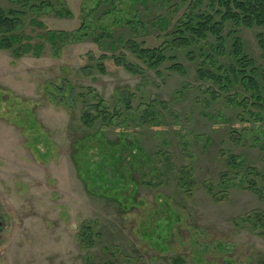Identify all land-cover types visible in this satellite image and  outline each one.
<instances>
[{"label": "rangeland", "instance_id": "obj_1", "mask_svg": "<svg viewBox=\"0 0 264 264\" xmlns=\"http://www.w3.org/2000/svg\"><path fill=\"white\" fill-rule=\"evenodd\" d=\"M218 5L0 0L19 11L22 42L43 45L0 48V264H264V115L240 86L200 77L202 49L174 34L189 11L216 17ZM233 26L219 63L236 29L262 66L263 29ZM131 40L165 59L149 65ZM99 106L110 124L86 126L83 111ZM107 153L121 159L105 166L119 180L88 191L81 175Z\"/></svg>", "mask_w": 264, "mask_h": 264}, {"label": "trees", "instance_id": "obj_2", "mask_svg": "<svg viewBox=\"0 0 264 264\" xmlns=\"http://www.w3.org/2000/svg\"><path fill=\"white\" fill-rule=\"evenodd\" d=\"M15 4L26 8H34L40 11L45 7L52 8L53 0H11ZM212 5H218L215 17L210 12L189 11L181 19L182 22L174 32L176 39L186 42L189 45L199 46L200 54L203 61L198 66L197 72L203 79L210 80L218 88L223 89L226 93L233 85H238L249 94L248 100L256 106L257 114L264 115V54L263 65L257 66L255 61L245 52L244 44L238 35L236 29L232 32L231 52L229 53V61L227 63H219L217 54L227 55V37L224 35V24L229 22L233 27H253L258 25L263 31L259 34V44L264 51V0H211ZM19 11L14 9L6 10L0 6V48L10 50L14 57L21 54L33 53L39 55L43 49V45L31 43H23L21 38L16 35V29L20 23ZM50 34V35H49ZM49 40L56 42L57 36L48 33ZM209 36L213 37L214 45L211 53H206L200 43L209 42ZM110 38L111 35L102 33L99 39ZM187 39H190L187 41ZM133 51L149 65L157 64L165 59V56L155 47H143L135 41H129ZM212 48V47H211ZM209 64V67H206ZM174 70L185 75L187 72L181 63H174L171 67ZM206 80V81H207ZM215 97V95H213ZM98 114L95 116L83 111V122L86 126L94 125L98 120L103 124L110 117V113L106 108L98 107ZM113 166L116 171L119 168L121 159L114 154L101 155L100 160L93 161L86 167L81 178L88 191H94L96 188H110L108 183L116 184L117 179H112L110 171L107 169V162ZM107 168H106V167ZM119 170V169H118ZM91 183H95L94 186ZM254 189V188H253ZM96 191V190H95ZM259 219H264L261 214ZM85 229L88 226L85 225ZM85 231V230H84ZM84 237L91 241V237L87 231L82 233ZM83 236L81 237V239Z\"/></svg>", "mask_w": 264, "mask_h": 264}, {"label": "flooded vegetation", "instance_id": "obj_3", "mask_svg": "<svg viewBox=\"0 0 264 264\" xmlns=\"http://www.w3.org/2000/svg\"><path fill=\"white\" fill-rule=\"evenodd\" d=\"M3 225H4V221H3L2 217L0 216V231L3 228Z\"/></svg>", "mask_w": 264, "mask_h": 264}]
</instances>
